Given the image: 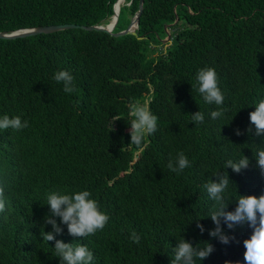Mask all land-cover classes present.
<instances>
[{"label":"trees","instance_id":"obj_1","mask_svg":"<svg viewBox=\"0 0 264 264\" xmlns=\"http://www.w3.org/2000/svg\"><path fill=\"white\" fill-rule=\"evenodd\" d=\"M117 1L0 0V33L107 26ZM138 1L126 0L114 33L125 29L124 13L132 19L139 11ZM137 33L118 38L70 29L0 39V117L19 115L29 124L0 130V181L11 202L0 213V264H60L55 241L40 234L51 231L44 217L47 193L54 190H88L110 217L95 235L74 238L61 225L63 234L56 236L87 245L92 264H170L182 236L214 246L196 264H245L243 241L251 229L232 231L222 222L235 240L225 245L210 237L214 202L203 185L242 152L252 160L261 141L246 129L249 113L264 98V0H145ZM205 67L215 68L224 95V114L215 120L210 112L217 106L195 90L197 71ZM60 70L74 77V92L65 93L53 79ZM134 101L158 117L157 131L139 147L130 144ZM197 111L205 115L199 125L190 116ZM179 152L191 166L177 174L167 164ZM254 164L238 174L222 170L238 187L229 184L226 211H234L238 194H264ZM133 231L139 243L130 239Z\"/></svg>","mask_w":264,"mask_h":264},{"label":"clouds","instance_id":"obj_2","mask_svg":"<svg viewBox=\"0 0 264 264\" xmlns=\"http://www.w3.org/2000/svg\"><path fill=\"white\" fill-rule=\"evenodd\" d=\"M53 79L57 83H63L65 93L75 91L74 77L69 71H57ZM196 81L195 90L203 97L205 103L217 106V110L210 112L211 119L215 120L221 117L225 111L220 107L223 105L224 95L218 86V75L215 68L199 69L196 74ZM254 107L255 110L249 113L250 126L246 132L250 137L261 138L260 144H256V151L252 152V160L255 161L254 167L260 176L264 177V98H260ZM129 116L133 118L129 125L130 144L139 147L146 136L157 131L158 117L151 112L149 106L141 104L139 101L129 104ZM190 116L195 125L202 124L205 120V115L201 111ZM114 119L115 121L120 120L119 117ZM28 126V121H22L19 115L9 117L5 114L0 117V130L19 131ZM235 134L239 136L243 133L237 129ZM252 160L243 155L242 152L238 160H227L223 169L230 168L238 174L242 169L249 168ZM190 166L189 159L183 152H179L175 159H170L167 164L168 169L177 174ZM222 170L213 176L214 180L211 177L203 185L209 199L214 202L207 218L211 219L215 228L209 231V236L227 245L235 240V236H229L223 231L222 222L232 231H235L237 226L248 225L251 234L248 239L243 241L244 262L245 264H264V194L259 196L238 194L236 202L232 203L235 204L234 211H226L230 202L227 201L225 193L229 184L235 183L230 180L228 172ZM236 188L238 191L237 185ZM10 203L6 196L5 183L0 181V213L8 210ZM47 208L49 211L44 217V225H51V231L45 232L43 230L40 234L43 241H55L54 251L60 264H92L94 254L87 245L65 243L62 240H57L56 236L63 234L64 228L61 225H65L68 234L74 238H83L95 235L97 231H102L110 217L100 209L99 202L92 198V194L88 190L76 191L72 194L54 190L47 193ZM57 218L60 220L59 224ZM198 221L196 227L203 234L205 229ZM130 239L135 243L140 241V237L135 231L131 233ZM214 250V246L210 242L193 245L191 241L182 236L177 241L176 246L171 249L170 264H196L197 260L207 259ZM225 264H233V262L225 261ZM236 264H239V261Z\"/></svg>","mask_w":264,"mask_h":264},{"label":"water","instance_id":"obj_3","mask_svg":"<svg viewBox=\"0 0 264 264\" xmlns=\"http://www.w3.org/2000/svg\"><path fill=\"white\" fill-rule=\"evenodd\" d=\"M144 1L145 0L138 1L139 11L132 18L130 24L123 31L118 32V33H114V30L118 24L120 13L116 16V19L113 20L114 23L112 24L111 22L107 26H78L74 24L43 26V27H38V28L22 29V30L14 31L12 33H0V39H6V40L23 39V38H28L32 36L41 35V34H51V33L64 31V30H70V29H83L86 31L105 32V33L111 34L118 38L126 36V35H134L138 37L137 30L139 28L140 20L144 12ZM119 2L120 0H118L116 4L114 5V16L116 15V6L119 4ZM139 39H142V37H139ZM170 41H171V36L169 35L167 37V42H170Z\"/></svg>","mask_w":264,"mask_h":264},{"label":"rangeland","instance_id":"obj_4","mask_svg":"<svg viewBox=\"0 0 264 264\" xmlns=\"http://www.w3.org/2000/svg\"><path fill=\"white\" fill-rule=\"evenodd\" d=\"M125 3H126V2H125ZM125 3H124V5H125ZM131 20H132V19H129L128 16L124 13V14L122 15V19H121V24H120V26L126 28V27L130 24ZM164 43H165V44H169L170 42H167V39H165Z\"/></svg>","mask_w":264,"mask_h":264},{"label":"bare ground","instance_id":"obj_5","mask_svg":"<svg viewBox=\"0 0 264 264\" xmlns=\"http://www.w3.org/2000/svg\"><path fill=\"white\" fill-rule=\"evenodd\" d=\"M125 2L126 0H120L119 4L116 6V15L114 16V18H112V24L114 23L113 20H115L116 16L120 13L121 7L124 5Z\"/></svg>","mask_w":264,"mask_h":264}]
</instances>
